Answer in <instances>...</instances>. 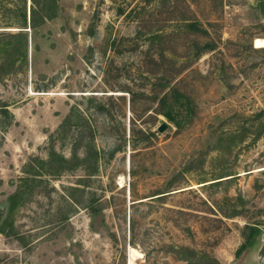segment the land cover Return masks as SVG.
Returning <instances> with one entry per match:
<instances>
[{"label":"rangeland","instance_id":"obj_1","mask_svg":"<svg viewBox=\"0 0 264 264\" xmlns=\"http://www.w3.org/2000/svg\"><path fill=\"white\" fill-rule=\"evenodd\" d=\"M41 3L0 0V264H264V0Z\"/></svg>","mask_w":264,"mask_h":264},{"label":"trees","instance_id":"obj_2","mask_svg":"<svg viewBox=\"0 0 264 264\" xmlns=\"http://www.w3.org/2000/svg\"><path fill=\"white\" fill-rule=\"evenodd\" d=\"M33 2L35 0H32ZM46 1L47 0H42V3L40 4L39 8L36 9L35 7L30 8V16H29V27L34 29L37 26V21H36V15L40 16L42 19L45 18H52L56 15V9L55 5L54 7H46ZM17 10H20V13H17V10H12V8L8 9L13 12V15L8 16V19L6 23H17L20 24V27H27V17H26V12L25 9L19 8V6L16 5L15 7ZM190 14L182 11L181 12V17L178 18V28L190 31V32H198L201 30L199 26V22L189 16ZM205 31V30H204ZM9 36H20L23 35V33H13V34H8ZM160 31L155 30L151 32L147 36L148 41H155L160 37ZM210 45L207 46L208 49H210ZM196 55L199 54V51L194 52ZM194 54V55H195ZM172 62V61H171ZM176 71H179L176 70ZM165 92L163 95L160 97V105H161V113L167 117L168 119L172 120L177 126H180V122L174 115L178 112H184L188 113L189 110L193 109V102L187 94L183 93L176 85L171 84L170 85V78L168 80H165L163 83ZM0 112L6 115L8 120H13V114L8 110L7 107H5V104L0 105ZM10 121V122H11ZM53 155L55 153H52ZM57 155V154H55ZM59 159L63 160L60 155H58ZM27 179V178H25ZM19 191H17L14 195L9 197V207H11L14 203L13 200L19 196ZM181 248V247H180ZM179 248V249H180ZM183 250L185 251H190L193 252L194 250L189 249L186 246L182 247Z\"/></svg>","mask_w":264,"mask_h":264},{"label":"bare ground","instance_id":"obj_3","mask_svg":"<svg viewBox=\"0 0 264 264\" xmlns=\"http://www.w3.org/2000/svg\"><path fill=\"white\" fill-rule=\"evenodd\" d=\"M253 43H254V47H263L264 46V38H254L253 40ZM129 262H130V259H129Z\"/></svg>","mask_w":264,"mask_h":264},{"label":"water","instance_id":"obj_4","mask_svg":"<svg viewBox=\"0 0 264 264\" xmlns=\"http://www.w3.org/2000/svg\"><path fill=\"white\" fill-rule=\"evenodd\" d=\"M28 27H29V25H28ZM19 30H23V29H19ZM24 30H27V29H24ZM165 128V125H160L159 126V130L161 131V130H163Z\"/></svg>","mask_w":264,"mask_h":264}]
</instances>
